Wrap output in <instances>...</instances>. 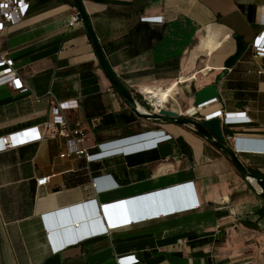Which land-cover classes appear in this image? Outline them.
I'll return each instance as SVG.
<instances>
[{
  "label": "crops",
  "instance_id": "0c3cea01",
  "mask_svg": "<svg viewBox=\"0 0 264 264\" xmlns=\"http://www.w3.org/2000/svg\"><path fill=\"white\" fill-rule=\"evenodd\" d=\"M28 1L24 21L7 26L0 36V49L28 86L25 92L0 87V138L37 128L17 137L25 140L21 146L0 152V264H118V257L129 255L140 260L137 264H264V199L230 158L191 127L156 124L134 114L99 66L82 21L68 28L78 12L74 0ZM83 2L111 68L132 94L145 86L174 87L176 93L180 85L204 79L197 91L218 84L219 98L199 109L193 99L185 114L196 119L218 112L245 115L250 123L223 126L227 145L235 149L237 139L264 141V56L253 48L264 31V0ZM159 17L164 21H150ZM216 25L224 29L222 37L209 55L193 60L206 29ZM234 34L245 50L223 74L237 50ZM49 93L79 101V109L66 114L88 134L82 147L90 153L104 144L112 145L106 150L133 148L142 142L134 139L147 133L173 139L154 151L88 164L74 155L72 141L33 139L50 118ZM237 154L248 170L264 176V155ZM45 177L49 182L39 187ZM176 188L181 198L136 204L122 213L103 210ZM196 203L200 208L130 221ZM88 205L97 210V220L77 225L64 238L54 235L50 215ZM94 228L107 232L53 252L49 234L62 243ZM203 239L209 242L198 243Z\"/></svg>",
  "mask_w": 264,
  "mask_h": 264
},
{
  "label": "built area",
  "instance_id": "2783aa9c",
  "mask_svg": "<svg viewBox=\"0 0 264 264\" xmlns=\"http://www.w3.org/2000/svg\"><path fill=\"white\" fill-rule=\"evenodd\" d=\"M30 6L31 4L28 0H0V36L7 26H14L22 23L24 21L25 16L30 10ZM145 20H150V18H145ZM150 21L163 22L164 19L163 17H159V18L151 19ZM80 23H81V18L77 12L70 18V21L68 23V28L73 29ZM253 48L256 54H258L259 56H264V31L255 39ZM3 86H9L13 90L19 92L28 91V86L26 85L18 69L16 68L15 62L13 61L12 58H10L7 55V53H5L0 49V87ZM48 95L52 96L54 99V105L50 110V118L46 122H44L43 134L41 135L38 132H36L35 137H33V139L37 141L57 140V139H65L68 141H72L77 146L74 155L79 157H84L88 164L119 155L124 156V155H129L133 152L153 150L154 148H157L160 144L173 139V136L169 134L163 135L162 133H147L141 137L134 139L135 141L140 140L142 142H139L140 144L138 143L139 145H135V147L133 148H117V149L106 150L112 145L104 144L97 146L100 149V151H98L97 153H90L87 148L82 147V143L89 140L88 134L83 130L80 122H76L75 125L73 126L66 114L68 111L78 110L80 107L79 101L78 100L63 101V100H59L53 93H49ZM142 95L144 96L145 101H147L146 106L148 107L151 105V110L154 111L155 107L153 106V104L146 98L144 94ZM35 98L38 101L41 100L40 96L35 95ZM214 117H220L223 122V126L231 125V124H247L251 122V119L245 115H228L226 113L223 114V112L216 113V116ZM214 117L213 116L207 117V119H212ZM34 129L36 130L37 128H31L1 137L0 152L14 149L24 144L25 140L24 141L19 140L17 137L23 134H27L28 132L34 131ZM126 142H123L121 144H125ZM143 142H147V145L145 147L143 146ZM244 142L249 143L251 145L250 146L243 145ZM236 144H235L236 153H252V154L264 155V141L237 139ZM102 149L104 151H102ZM70 156L71 154H62L61 158L70 157ZM97 179L98 178H94L92 180L94 187H97L98 185ZM49 180L50 177H45L38 180V186L42 187L46 185L49 182ZM197 208H200L199 203L182 206L180 208L161 210L149 216L130 218V221L140 222L146 219L167 216L169 214H175L181 211L194 210ZM105 232H107V228H103V230L94 228L92 232H88L80 235V238L79 237L75 239L71 238L62 243H59L58 240L54 238L51 234H49V238L51 241L53 252L57 253L67 244L76 243L85 237L98 236L101 234L103 235L105 234ZM139 261L140 260L135 255L121 256L117 258L118 264H137Z\"/></svg>",
  "mask_w": 264,
  "mask_h": 264
},
{
  "label": "water",
  "instance_id": "95a60500",
  "mask_svg": "<svg viewBox=\"0 0 264 264\" xmlns=\"http://www.w3.org/2000/svg\"><path fill=\"white\" fill-rule=\"evenodd\" d=\"M76 8L78 9V14L81 18L83 25L86 28V31L89 35L91 44L94 48V53L96 55L99 66L104 71L107 79L112 84L113 88L119 94V96L125 101L129 108L134 112V114L141 119L148 120L156 124H176L182 126H188L196 131H198L209 143L216 146L220 151L227 155L233 164L236 166L240 174L248 181V183L256 190V192L264 199V176L256 175L250 172L242 160L239 158L236 150L226 143V137L223 130V122L220 117H214L212 119H207V117L216 116L212 114L202 119H196L189 114H179L174 111H161L156 113L152 110H147L146 113L141 112L139 106L141 105L133 94L125 88L122 82L118 79L113 69L111 68L101 46L98 41V38L94 32L92 23L90 21L89 15L84 6L83 0H74ZM234 40L237 43V50L234 55H232L225 64V71L223 74H226L229 69L238 60L240 54L244 50V41L238 34L232 35ZM223 74L218 80V83L223 78ZM220 96L218 84L209 85L195 92L193 106L195 109L210 103ZM142 106V105H141ZM149 144V143H148ZM147 142H143L145 147ZM243 145L250 146L251 144L244 142ZM137 147V146H136ZM253 181L256 183V186L253 184ZM258 187V188H257ZM182 190L181 188L165 190L159 193H156L152 196H148L145 199H133L128 202H121L112 205L111 207H106L103 210H109L115 213H122L124 211H130L131 206L144 203V202H156L169 201L174 198H181ZM49 227L57 237H66L76 232L78 225L81 227L84 223L89 224L98 219L97 210L93 207L88 206L74 207L66 211L56 212L53 215H50L48 218Z\"/></svg>",
  "mask_w": 264,
  "mask_h": 264
},
{
  "label": "bare ground",
  "instance_id": "6f19581e",
  "mask_svg": "<svg viewBox=\"0 0 264 264\" xmlns=\"http://www.w3.org/2000/svg\"><path fill=\"white\" fill-rule=\"evenodd\" d=\"M222 30L224 29L218 25L209 26L206 29V34L201 37L199 46L194 50V53L192 55L193 60H196L202 57L203 55L207 56L211 53L214 44L217 42L219 38L222 37L221 36ZM224 35L225 38L231 40V32L227 28H225ZM197 79L199 80V77H197ZM140 91L153 104V106L155 107V111H163V110L165 111V109L168 108L170 100L175 99L174 87L170 89H163L161 87L145 86L142 89H140ZM139 109L141 112L144 113L147 112V110L141 105L139 106ZM253 184L256 186V183L254 181Z\"/></svg>",
  "mask_w": 264,
  "mask_h": 264
},
{
  "label": "rangeland",
  "instance_id": "374dc122",
  "mask_svg": "<svg viewBox=\"0 0 264 264\" xmlns=\"http://www.w3.org/2000/svg\"><path fill=\"white\" fill-rule=\"evenodd\" d=\"M202 59H205V58H201L198 61V65H202L203 64L204 61L202 62ZM206 82H207L206 80L201 79L200 81H192V82H189V83H187L185 85L184 84L180 85V87L178 88V91H177L178 93L177 92L175 93V99H171L170 100L167 110H169V111L171 110V111H175V112L184 114L185 110H183V109L185 107H187L188 105L193 103L194 95H195V92L197 91V88H200ZM168 88H169V86L167 88H165V89H168ZM133 96L137 99V101L143 107H145V108L147 107L146 106L147 101H145L144 96L140 93L139 89L138 90L136 89V90L133 91ZM146 109L147 110H151V105L148 106Z\"/></svg>",
  "mask_w": 264,
  "mask_h": 264
},
{
  "label": "trees",
  "instance_id": "16d2710c",
  "mask_svg": "<svg viewBox=\"0 0 264 264\" xmlns=\"http://www.w3.org/2000/svg\"><path fill=\"white\" fill-rule=\"evenodd\" d=\"M91 1H98V0H91ZM245 50V49H244ZM244 50L242 51V53L241 54H243V52H244ZM240 54V55H241ZM86 65H89V67H92V65H90V63H88V64H86ZM198 132V131H197ZM199 133V132H198ZM200 134V133H199ZM201 135V134H200ZM152 151V150H151ZM154 151V150H153ZM250 171V170H249ZM250 172H252L253 174H256V175H259L258 173H256V172H253V171H250ZM209 242V240H207V239H203V240H199L198 241V243H201V244H206V243H208ZM193 244H195V243H193Z\"/></svg>",
  "mask_w": 264,
  "mask_h": 264
},
{
  "label": "flooded vegetation",
  "instance_id": "af4514ba",
  "mask_svg": "<svg viewBox=\"0 0 264 264\" xmlns=\"http://www.w3.org/2000/svg\"><path fill=\"white\" fill-rule=\"evenodd\" d=\"M160 113V112H159Z\"/></svg>",
  "mask_w": 264,
  "mask_h": 264
}]
</instances>
